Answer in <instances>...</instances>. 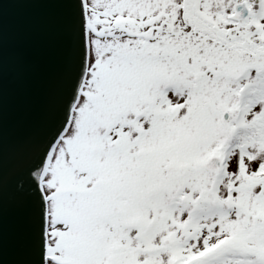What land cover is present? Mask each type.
<instances>
[{"label": "snow or ice", "instance_id": "snow-or-ice-1", "mask_svg": "<svg viewBox=\"0 0 264 264\" xmlns=\"http://www.w3.org/2000/svg\"><path fill=\"white\" fill-rule=\"evenodd\" d=\"M21 5L57 44L36 119ZM0 264H264V0H0Z\"/></svg>", "mask_w": 264, "mask_h": 264}, {"label": "water", "instance_id": "water-1", "mask_svg": "<svg viewBox=\"0 0 264 264\" xmlns=\"http://www.w3.org/2000/svg\"><path fill=\"white\" fill-rule=\"evenodd\" d=\"M7 48L15 54L18 93L29 101L31 118L54 80L57 44L52 18L39 5H21L6 13Z\"/></svg>", "mask_w": 264, "mask_h": 264}]
</instances>
